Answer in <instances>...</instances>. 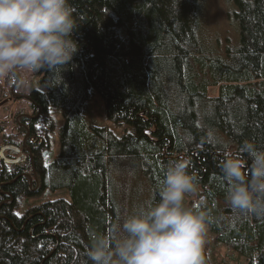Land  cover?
<instances>
[{"label":"trees","instance_id":"16d2710c","mask_svg":"<svg viewBox=\"0 0 264 264\" xmlns=\"http://www.w3.org/2000/svg\"><path fill=\"white\" fill-rule=\"evenodd\" d=\"M222 2L220 36L210 0H70L76 53L66 66L36 70L39 87L29 95L41 108L37 121L15 123L14 132L0 125V146L20 147L28 131L32 151L14 163L0 157V264H92L91 238L159 199L165 169L178 159L189 162L206 201L193 208L211 216L205 264L215 245L264 264V217L227 204L220 169L226 151L238 153L246 140L264 148V0ZM93 92L106 117L130 129L117 135L88 122L82 108ZM49 106L63 120L54 157ZM34 174V193L65 189L68 198L18 213Z\"/></svg>","mask_w":264,"mask_h":264},{"label":"clouds","instance_id":"9594fccd","mask_svg":"<svg viewBox=\"0 0 264 264\" xmlns=\"http://www.w3.org/2000/svg\"><path fill=\"white\" fill-rule=\"evenodd\" d=\"M73 11L70 0H0V76L66 66L77 51ZM206 137L215 133L209 130ZM188 168L186 159L170 162L157 186L159 199L138 205L111 231L96 233L87 249L92 264H205L211 216L203 207L185 205L198 187ZM220 169L227 204L264 217V148L246 140L238 153L226 151Z\"/></svg>","mask_w":264,"mask_h":264},{"label":"rangeland","instance_id":"374dc122","mask_svg":"<svg viewBox=\"0 0 264 264\" xmlns=\"http://www.w3.org/2000/svg\"><path fill=\"white\" fill-rule=\"evenodd\" d=\"M212 5L215 8V14L217 16V20L219 22V34L222 36V31L224 30L225 22L224 18L228 16L224 14L223 9L224 5L222 0H210ZM211 6V5H210ZM19 71V72H18ZM18 75H20L21 84H24L23 87L20 88V91L23 89L26 92V83L29 79L32 81V85L35 87H39L38 85V76L33 75L30 69H17ZM4 76H0V125L4 127V131L12 132L13 131V113L21 110L24 107V110L27 108V102L23 98L17 99L16 101H12L9 98V90L7 89V93H5L4 87H2V81ZM10 82L12 78H9ZM24 80V81H23ZM215 88L211 89V93H213ZM82 112L85 115L88 122L95 124L97 126H105L109 128L112 132L119 135L125 129H130L128 125L125 124H115L110 121L105 113L103 108V101L101 96L93 92L89 99L85 102L82 108ZM48 114L53 118L54 128L50 133V144L49 150L51 156L54 157L58 152L59 141H58V129L62 125V116L60 110L54 106L48 107ZM32 178L36 180L35 174L33 176L28 175L29 179V188L30 192L33 193L28 195L24 200L20 202L18 208H16V212H21L26 206L31 205L33 203H37L39 201L50 200L57 197H65L68 198V193L65 189L51 190L49 188H44L38 193H34L35 189L38 188V184L32 188ZM199 188L193 193L187 194L185 197V205L187 207H196L205 203V198L198 194ZM210 264H247L246 260L237 252L232 249L222 246L215 245L213 248L211 247L208 252Z\"/></svg>","mask_w":264,"mask_h":264},{"label":"flooded vegetation","instance_id":"af4514ba","mask_svg":"<svg viewBox=\"0 0 264 264\" xmlns=\"http://www.w3.org/2000/svg\"><path fill=\"white\" fill-rule=\"evenodd\" d=\"M19 72V71H18ZM31 72L33 73V75H36V70L33 71L31 70ZM20 75H17L15 77H11L12 80L10 82V86H9V98L12 101H16L17 99L23 98L24 100H26L27 102V108L26 110H24V107L18 111H16L15 113H13V127L15 126V123L19 126H22L25 129L24 124L29 122V121H37V118L39 117V115L41 114V108L37 105V103L32 102L31 98H30V89L32 87V81L31 79L28 80V82L26 83V92H24V84H21V80H20ZM24 81V80H23ZM13 86V90L12 92H10V87ZM23 87V89L20 91V88ZM17 95V96H16ZM18 95H22V96H18ZM14 132V128L13 131ZM29 137V132L26 131L25 134L21 137V146L20 147H15L12 144H5L2 143L1 146L4 147L3 151H2V155L3 157H5L4 155H9V157H5L7 159H15L17 162L20 159L25 158L26 155H30L32 154V151L30 149V147L25 143L26 138ZM35 141V138H30V141ZM0 146V147H1ZM1 157V156H0ZM4 161V160H3ZM6 163H14V162H8V161H4Z\"/></svg>","mask_w":264,"mask_h":264},{"label":"water","instance_id":"95a60500","mask_svg":"<svg viewBox=\"0 0 264 264\" xmlns=\"http://www.w3.org/2000/svg\"><path fill=\"white\" fill-rule=\"evenodd\" d=\"M12 90H13V86L10 87V92H12ZM16 96H17V95H16ZM18 96H22V95H18ZM3 149H4V147L1 146V147H0V156H1V158H2L4 161H8V162H14V161H16L15 159H7V158L3 157V155H2V151H3Z\"/></svg>","mask_w":264,"mask_h":264}]
</instances>
